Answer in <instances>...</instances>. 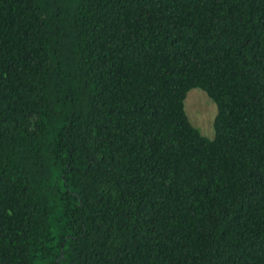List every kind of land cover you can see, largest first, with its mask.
I'll return each mask as SVG.
<instances>
[{
  "label": "trees",
  "instance_id": "16d2710c",
  "mask_svg": "<svg viewBox=\"0 0 264 264\" xmlns=\"http://www.w3.org/2000/svg\"><path fill=\"white\" fill-rule=\"evenodd\" d=\"M0 264H264V0H0Z\"/></svg>",
  "mask_w": 264,
  "mask_h": 264
},
{
  "label": "rangeland",
  "instance_id": "374dc122",
  "mask_svg": "<svg viewBox=\"0 0 264 264\" xmlns=\"http://www.w3.org/2000/svg\"><path fill=\"white\" fill-rule=\"evenodd\" d=\"M184 109L190 122L208 138L213 137V120L216 115L214 101L200 88H192L184 99Z\"/></svg>",
  "mask_w": 264,
  "mask_h": 264
}]
</instances>
